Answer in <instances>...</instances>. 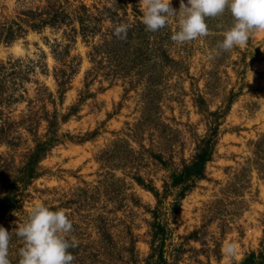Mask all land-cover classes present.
Here are the masks:
<instances>
[{
  "label": "rangeland",
  "instance_id": "1",
  "mask_svg": "<svg viewBox=\"0 0 264 264\" xmlns=\"http://www.w3.org/2000/svg\"><path fill=\"white\" fill-rule=\"evenodd\" d=\"M141 2L0 0L10 264L36 200L72 221V264H238L251 254L264 264V31L209 60L232 23L227 9L206 18L207 36L177 45L174 19L146 30ZM121 22L126 39L112 34ZM5 23L16 30L9 41ZM198 151L208 159L193 178Z\"/></svg>",
  "mask_w": 264,
  "mask_h": 264
},
{
  "label": "clouds",
  "instance_id": "2",
  "mask_svg": "<svg viewBox=\"0 0 264 264\" xmlns=\"http://www.w3.org/2000/svg\"><path fill=\"white\" fill-rule=\"evenodd\" d=\"M225 9L231 14L232 23L221 32L222 39L209 51L208 59L228 52L234 47H244L254 31H264V0H179V9L171 0H142V23L146 30L156 32L174 19L176 29L170 40L177 45L208 35L207 17H216ZM112 34L126 39L130 25L125 22L111 26ZM73 224L65 211L40 200L30 203L22 222L17 224L15 235L22 240L18 248V264H72L70 248L78 246L71 235ZM10 232L0 225V264H10ZM224 253L236 254L231 241L224 243Z\"/></svg>",
  "mask_w": 264,
  "mask_h": 264
},
{
  "label": "trees",
  "instance_id": "3",
  "mask_svg": "<svg viewBox=\"0 0 264 264\" xmlns=\"http://www.w3.org/2000/svg\"><path fill=\"white\" fill-rule=\"evenodd\" d=\"M78 8L80 10H84L86 11L87 8L84 4H81L80 6H78ZM33 26H35V24H32ZM6 28V32L5 34L7 35L6 37V40H11L12 38L15 37L16 33H15V29L12 27V25L10 24H2V28ZM19 30H22L21 29V26L18 27ZM0 35H1V32H0ZM193 159L191 160L189 166H187L186 170H188L187 172V176H190V177H200L203 170H204V163L205 161L208 159L206 158L205 156H203V153L201 151H198L196 154H194V156L192 157ZM186 173V172H185ZM254 261V255L251 254L247 257H245L240 263L238 264H252V262ZM250 262V263H249Z\"/></svg>",
  "mask_w": 264,
  "mask_h": 264
}]
</instances>
